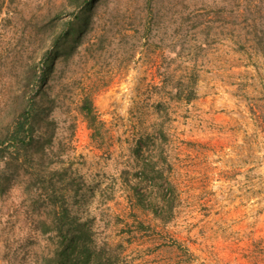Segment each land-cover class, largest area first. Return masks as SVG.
I'll use <instances>...</instances> for the list:
<instances>
[{
	"label": "rangeland",
	"instance_id": "rangeland-1",
	"mask_svg": "<svg viewBox=\"0 0 264 264\" xmlns=\"http://www.w3.org/2000/svg\"><path fill=\"white\" fill-rule=\"evenodd\" d=\"M74 12L0 0V264L51 254L53 190L129 264H264V0H95L40 80Z\"/></svg>",
	"mask_w": 264,
	"mask_h": 264
},
{
	"label": "trees",
	"instance_id": "trees-1",
	"mask_svg": "<svg viewBox=\"0 0 264 264\" xmlns=\"http://www.w3.org/2000/svg\"><path fill=\"white\" fill-rule=\"evenodd\" d=\"M95 0H71L75 9L73 19L65 22L58 35L52 40V49L48 51L43 59V74L40 80L48 74L54 57L67 51V42L77 43L82 30L87 22L91 7ZM72 47V44H71ZM70 49V48H69ZM87 114L90 113L88 104L83 108ZM31 108H24L20 119L17 121L9 139H4L0 145L11 148H26L32 142V123L30 116ZM56 185V184H55ZM56 186L52 187L54 189ZM49 195V203L53 207L55 218L54 228L44 224V231L53 229L56 234V245L51 254L43 257L41 264H129L119 260L115 256L106 255L94 246L91 239V230L86 222H79L76 218H69L64 206V197L53 190Z\"/></svg>",
	"mask_w": 264,
	"mask_h": 264
}]
</instances>
